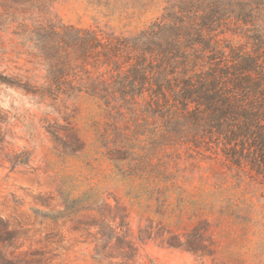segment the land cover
Wrapping results in <instances>:
<instances>
[{
	"label": "rangeland",
	"instance_id": "1",
	"mask_svg": "<svg viewBox=\"0 0 264 264\" xmlns=\"http://www.w3.org/2000/svg\"><path fill=\"white\" fill-rule=\"evenodd\" d=\"M166 1L0 0V264H264V184L252 173L191 136L162 146L130 119L116 125L84 94L41 95L34 25L131 37ZM173 237L183 246L168 247Z\"/></svg>",
	"mask_w": 264,
	"mask_h": 264
},
{
	"label": "trees",
	"instance_id": "2",
	"mask_svg": "<svg viewBox=\"0 0 264 264\" xmlns=\"http://www.w3.org/2000/svg\"><path fill=\"white\" fill-rule=\"evenodd\" d=\"M30 41L46 66L42 96L84 94L116 125L130 119L138 135L151 129L162 146L191 136L264 184V0H167L131 37L46 19ZM117 154L109 156L115 168ZM166 244L183 246L175 237Z\"/></svg>",
	"mask_w": 264,
	"mask_h": 264
}]
</instances>
